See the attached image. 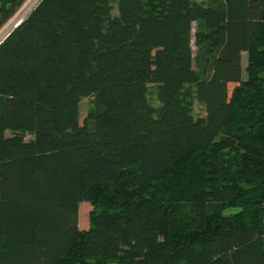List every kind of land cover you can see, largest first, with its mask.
Returning a JSON list of instances; mask_svg holds the SVG:
<instances>
[{
  "label": "trees",
  "instance_id": "trees-1",
  "mask_svg": "<svg viewBox=\"0 0 264 264\" xmlns=\"http://www.w3.org/2000/svg\"><path fill=\"white\" fill-rule=\"evenodd\" d=\"M0 264H264V0H40L0 43Z\"/></svg>",
  "mask_w": 264,
  "mask_h": 264
},
{
  "label": "rangeland",
  "instance_id": "rangeland-1",
  "mask_svg": "<svg viewBox=\"0 0 264 264\" xmlns=\"http://www.w3.org/2000/svg\"><path fill=\"white\" fill-rule=\"evenodd\" d=\"M40 0H26L23 5L19 8L17 13L0 29V42L15 28V26L22 21L28 13L38 4ZM196 1H207V0H196ZM116 9V8H115ZM193 49L196 51V45L193 39L192 42ZM247 65V53H242V66H243V78L247 77V73L245 71ZM234 84H230L229 88H232ZM150 98L152 103L156 104V98L154 94L153 87L151 85V93ZM93 104V98L86 97L83 98V100L80 103V123L84 124L85 120L88 116V112L90 107ZM195 115L196 116H205V106L195 100ZM8 135H10V132H8ZM32 136H28V138H31ZM94 210L93 205L90 202H81L79 204V211H78V224L81 229H87L90 226V217L91 213Z\"/></svg>",
  "mask_w": 264,
  "mask_h": 264
},
{
  "label": "water",
  "instance_id": "water-1",
  "mask_svg": "<svg viewBox=\"0 0 264 264\" xmlns=\"http://www.w3.org/2000/svg\"><path fill=\"white\" fill-rule=\"evenodd\" d=\"M21 22H22V21H20L16 26H18ZM16 26H15V27H16ZM0 43H1V42H0Z\"/></svg>",
  "mask_w": 264,
  "mask_h": 264
}]
</instances>
